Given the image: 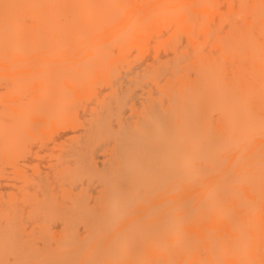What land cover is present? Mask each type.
<instances>
[{"label":"bare ground","instance_id":"bare-ground-1","mask_svg":"<svg viewBox=\"0 0 264 264\" xmlns=\"http://www.w3.org/2000/svg\"><path fill=\"white\" fill-rule=\"evenodd\" d=\"M0 264H264V0H0Z\"/></svg>","mask_w":264,"mask_h":264},{"label":"rangeland","instance_id":"rangeland-1","mask_svg":"<svg viewBox=\"0 0 264 264\" xmlns=\"http://www.w3.org/2000/svg\"><path fill=\"white\" fill-rule=\"evenodd\" d=\"M138 96V95H137Z\"/></svg>","mask_w":264,"mask_h":264}]
</instances>
